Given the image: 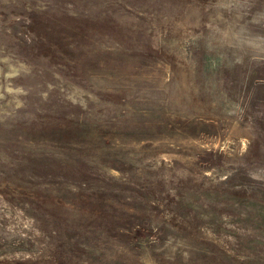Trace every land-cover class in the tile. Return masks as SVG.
I'll list each match as a JSON object with an SVG mask.
<instances>
[{
    "label": "rangeland",
    "instance_id": "374dc122",
    "mask_svg": "<svg viewBox=\"0 0 264 264\" xmlns=\"http://www.w3.org/2000/svg\"><path fill=\"white\" fill-rule=\"evenodd\" d=\"M0 264H264V0H0Z\"/></svg>",
    "mask_w": 264,
    "mask_h": 264
}]
</instances>
